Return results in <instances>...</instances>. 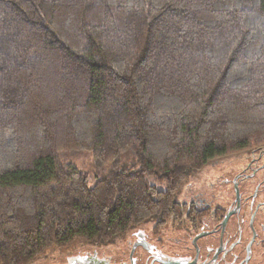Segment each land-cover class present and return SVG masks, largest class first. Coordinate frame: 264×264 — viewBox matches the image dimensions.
I'll list each match as a JSON object with an SVG mask.
<instances>
[{
    "label": "trees",
    "instance_id": "1",
    "mask_svg": "<svg viewBox=\"0 0 264 264\" xmlns=\"http://www.w3.org/2000/svg\"><path fill=\"white\" fill-rule=\"evenodd\" d=\"M263 147L264 0H0V264L180 216ZM67 151L111 168L89 185Z\"/></svg>",
    "mask_w": 264,
    "mask_h": 264
},
{
    "label": "flooded vegetation",
    "instance_id": "2",
    "mask_svg": "<svg viewBox=\"0 0 264 264\" xmlns=\"http://www.w3.org/2000/svg\"><path fill=\"white\" fill-rule=\"evenodd\" d=\"M211 166L180 191V216L130 228L108 264H264V147Z\"/></svg>",
    "mask_w": 264,
    "mask_h": 264
},
{
    "label": "rangeland",
    "instance_id": "3",
    "mask_svg": "<svg viewBox=\"0 0 264 264\" xmlns=\"http://www.w3.org/2000/svg\"><path fill=\"white\" fill-rule=\"evenodd\" d=\"M241 157V156H240ZM63 158L66 160V162H70L71 164L75 165L79 169L83 171L89 172V185L94 184V182L100 178L102 173L107 172L110 170L111 165L110 164H100L96 162L92 155L87 152H78V151H67L63 153ZM229 158H237L234 156H231ZM120 163H132L133 156L131 153L124 152L119 157ZM215 160L208 164L203 170V174L200 176H197L199 174H196L195 176H191L188 180V183L191 181H198L201 180L202 175H209L210 172L212 173L213 170H216L217 167L211 166L214 162L219 161ZM122 237L116 238L111 244L106 246H94L91 244H74L73 247H69L65 249V251H56L53 256V258H46V259H39L35 261L33 264H65V262L72 257H89V258H96L99 262L107 261V258L109 262H113L116 259H114L113 256H115L116 252L122 251ZM115 253V254H114ZM118 257V254H117ZM116 258V256H115ZM95 260V259H94ZM108 261L106 262L109 263ZM116 263L119 261H115Z\"/></svg>",
    "mask_w": 264,
    "mask_h": 264
},
{
    "label": "water",
    "instance_id": "4",
    "mask_svg": "<svg viewBox=\"0 0 264 264\" xmlns=\"http://www.w3.org/2000/svg\"><path fill=\"white\" fill-rule=\"evenodd\" d=\"M106 262L107 261L99 262L96 258H89V257L86 258V257L76 256V257L69 258L65 262V264H106Z\"/></svg>",
    "mask_w": 264,
    "mask_h": 264
}]
</instances>
